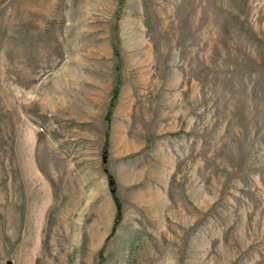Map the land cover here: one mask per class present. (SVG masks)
Instances as JSON below:
<instances>
[{"label":"rangeland","instance_id":"rangeland-1","mask_svg":"<svg viewBox=\"0 0 264 264\" xmlns=\"http://www.w3.org/2000/svg\"><path fill=\"white\" fill-rule=\"evenodd\" d=\"M118 8L0 0V264H264V0Z\"/></svg>","mask_w":264,"mask_h":264},{"label":"trees","instance_id":"trees-1","mask_svg":"<svg viewBox=\"0 0 264 264\" xmlns=\"http://www.w3.org/2000/svg\"><path fill=\"white\" fill-rule=\"evenodd\" d=\"M122 6H123V0H119V8L117 10V14L120 13ZM119 42H120V40L118 39V37L114 38L113 46H114L115 55L118 58V62L116 65V71H117L118 75H117V79H116L115 85H114L113 90H112V97L110 100L109 109H108V112L106 114L107 122L111 121L113 110L117 104L119 94H120V88H121V84H122V79H121L120 74H119V72L121 73V68H122V61L120 59V54H119ZM108 146H109V137H108V132H107V136L105 137V145H104V152L105 153L108 152ZM104 161H106V160H104ZM108 178H109V183H110V187H111V191H112V196H113V199H114L116 207H117L116 223H118L121 219V206H122V204H121L120 198L118 197V195L116 193V184L117 183H116L115 178L112 177L109 173H108ZM103 260L104 259L101 256V263L100 264H103V262H102Z\"/></svg>","mask_w":264,"mask_h":264}]
</instances>
